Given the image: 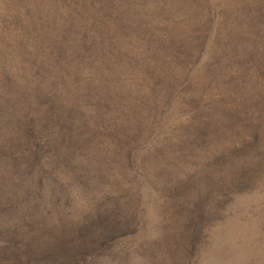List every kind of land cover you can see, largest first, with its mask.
Segmentation results:
<instances>
[{"label": "rangeland", "instance_id": "374dc122", "mask_svg": "<svg viewBox=\"0 0 264 264\" xmlns=\"http://www.w3.org/2000/svg\"><path fill=\"white\" fill-rule=\"evenodd\" d=\"M0 264H264V0H0Z\"/></svg>", "mask_w": 264, "mask_h": 264}]
</instances>
